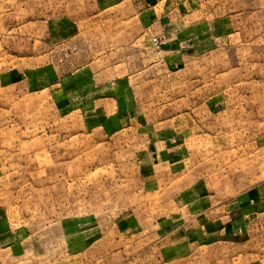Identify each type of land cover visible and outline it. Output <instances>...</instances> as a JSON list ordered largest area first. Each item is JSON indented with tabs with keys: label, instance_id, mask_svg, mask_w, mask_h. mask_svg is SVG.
<instances>
[{
	"label": "rangeland",
	"instance_id": "374dc122",
	"mask_svg": "<svg viewBox=\"0 0 264 264\" xmlns=\"http://www.w3.org/2000/svg\"><path fill=\"white\" fill-rule=\"evenodd\" d=\"M100 1L0 0V264H264V17L203 81L157 63L151 89ZM115 61L126 119L112 72L84 74Z\"/></svg>",
	"mask_w": 264,
	"mask_h": 264
},
{
	"label": "crops",
	"instance_id": "0c3cea01",
	"mask_svg": "<svg viewBox=\"0 0 264 264\" xmlns=\"http://www.w3.org/2000/svg\"><path fill=\"white\" fill-rule=\"evenodd\" d=\"M242 1L244 4L238 8L232 4V0H101L99 4L103 6L110 3L111 7L117 8L118 20L132 21L134 24L132 43L138 49L139 63L150 68L147 81L152 89L151 84L156 80L153 70L157 63L165 64L170 69H180L183 75L181 81H203L211 65L214 68L217 64L216 55L229 46L237 45V38L246 42L252 37L258 29L254 21L264 17L260 15L263 11L262 8L253 11L252 0ZM160 35L167 37V44L158 51L161 53L158 57L157 51L152 48L151 39ZM145 53L147 56H144ZM107 65L112 67L109 71L103 68L93 73L94 69L90 67L84 74L91 75L92 79L89 80L93 83L97 77L112 72L111 77L105 79L108 83L97 89L101 93L105 92L102 94L105 97L102 102L107 106L110 104L108 102H112L121 118L126 119L128 112L124 96L125 83L129 80L112 77L113 67L120 65L119 61L108 62ZM195 69L196 73H192ZM170 121L166 119L164 129L172 128ZM157 126L155 122L152 124V145H170V141L161 138V127ZM172 150L171 147L169 151Z\"/></svg>",
	"mask_w": 264,
	"mask_h": 264
},
{
	"label": "built area",
	"instance_id": "2783aa9c",
	"mask_svg": "<svg viewBox=\"0 0 264 264\" xmlns=\"http://www.w3.org/2000/svg\"><path fill=\"white\" fill-rule=\"evenodd\" d=\"M151 44L154 50L159 51L167 44V37L164 35L154 36L151 39Z\"/></svg>",
	"mask_w": 264,
	"mask_h": 264
}]
</instances>
